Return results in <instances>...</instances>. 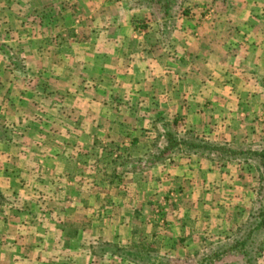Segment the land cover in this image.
<instances>
[{"label":"crops","instance_id":"crops-1","mask_svg":"<svg viewBox=\"0 0 264 264\" xmlns=\"http://www.w3.org/2000/svg\"><path fill=\"white\" fill-rule=\"evenodd\" d=\"M62 1L51 10L42 0H0V40L18 44L26 65L19 69L0 52V264H121L106 253L120 247L121 230L151 233L139 207L155 195L150 177L159 170L132 157L145 123L171 116L182 137L242 138L249 149L264 138V0H171L166 9ZM186 165L182 178L175 169L169 179L185 186L196 171ZM218 167L210 175L220 185L214 179L209 190L225 184ZM257 186L250 163L251 207ZM130 191L137 211L124 205ZM218 192L194 194L193 202ZM234 194L240 200L241 190ZM115 213L123 223L111 229ZM189 216L200 222L193 231L214 236L215 216Z\"/></svg>","mask_w":264,"mask_h":264},{"label":"rangeland","instance_id":"rangeland-1","mask_svg":"<svg viewBox=\"0 0 264 264\" xmlns=\"http://www.w3.org/2000/svg\"><path fill=\"white\" fill-rule=\"evenodd\" d=\"M42 1L43 3H47L48 9L51 10L53 9V3H55V1L56 3H59V1L63 3L62 0ZM147 1L148 0H135L134 4H141ZM75 2L79 4L78 8H80L79 0H76ZM84 16V13H81L78 20L80 21V19ZM81 31H84V27L79 29L80 33ZM2 40L4 42H2ZM6 41H8L6 40V36L1 38L0 52L4 55L6 60L12 59L15 66L22 69V66L25 67L26 65L22 60L20 49L17 48L18 44L16 43L17 45L15 46L9 45V43H5ZM163 117L165 120V115H163ZM145 119H147V117ZM172 120L173 118L170 116L167 121L165 120L166 122H154V125L153 123L148 125L146 123L143 124L142 127H140L142 133L140 135L137 133L136 136L137 144L135 147L139 148V152L138 154H135V152L132 155V157L137 156L136 159L139 160L137 163H141L140 161H142V164H149L147 169L155 168L159 170L157 173H152L150 177L156 181L157 190L155 191V195L152 194L148 200H146L147 203L144 204V207H139L140 203L134 202V191H130V193L127 194L129 195V199L126 201V204H124L127 206V210L129 212L134 210L137 211L138 207L143 214L147 211L149 216L144 220L142 218V223L147 222L145 225L149 224L148 226L151 233L147 227L145 228L142 226L139 228L136 227V230H138L136 234L137 236L126 234L124 233L126 229H122V233L117 235L120 247L116 248V250L115 248L114 250L111 248V251L106 253H108L112 258L115 257L114 259H117V262L119 261L121 264H250V244L248 245V256L239 255L236 253L237 251L226 255L222 254L223 250L227 249L230 245L234 244V242L238 241L239 238L242 237L243 233H240V231L238 232V229L241 226L244 227L245 223H250V163L244 161L242 157H233L227 152L222 154L216 150L210 151L208 148L202 149L200 151V155L186 154L184 153V147L182 146L166 149V135L171 134L179 141L192 140V142H195L196 144L209 145L211 147L222 146L231 150L232 148H247L246 145H250V140L249 143H246L242 138L230 141H227L226 139L222 140L220 138H209L205 140L198 139L199 137H197L194 139L195 135H189L193 137L191 139L189 137L185 138L182 137L184 136V133L181 123L174 124ZM262 126L263 125L259 126V128ZM10 128L16 129L17 126L11 125ZM242 131V129L241 131L234 129L232 132L236 135L246 134L245 131ZM260 135L262 136V134ZM17 136H19V133L15 134V137ZM47 141H50V139H47L45 142ZM113 146L115 147L116 145ZM15 147L18 149V146ZM21 152V157H23V150H21ZM112 162L113 161L110 163ZM183 163L187 164V167L193 166V168L196 169V171H190V177L184 179L186 180V182L184 181L185 186H183V183L180 180L173 181L172 179H169L172 175V170L175 169H179L178 175L180 178H182L185 173H188L187 170L182 173V167L180 164ZM236 164H240L239 168ZM209 165L213 168L209 169ZM217 165L220 166L218 167L217 176L218 172L222 170L220 175L225 181V184H221L223 185L222 188L219 187L220 180L216 177L213 178L210 175V172H212L214 167ZM202 176H206L207 179L203 180ZM237 177L240 178V180H238ZM253 178L255 177L253 176ZM214 179L218 180L217 184L219 183V185L217 188L209 190L206 184H212V182L215 181ZM240 181L241 184H243V182L248 183L247 185H238ZM238 188L241 190L240 200H238L239 197L234 196V192L238 194ZM44 189L49 192L50 186L48 185ZM124 189H126V187H124ZM110 190L113 195L117 197V199H115V203H118V188L112 187ZM214 190L217 192L219 190L220 191L217 193L216 198H214V196L212 197L214 198L212 201H209V198L206 202H193V200H195L194 194L203 198V195L209 191H212L214 194ZM152 196L153 198L150 200ZM131 198L133 199L131 200ZM15 206L16 208L18 207L16 202ZM202 212H205L207 215L215 216L218 219L216 223H210L211 226L216 224V229L213 233L214 236L207 237L202 235L198 231L199 228H196L195 231H193L195 224L198 223V220H193L189 215L191 213ZM128 216V224L129 222L132 224V216ZM187 216L190 218H186ZM239 216L243 218L239 219ZM173 218H175L174 224H172ZM122 223V219L118 218V214L115 213V219L111 220V225H113L111 229H115L117 227L114 225H121ZM201 223L202 225L204 223L206 224V221H202L201 219ZM183 229L187 231L185 232ZM190 230L193 232L191 235L189 234ZM148 231L149 233H147ZM202 232L205 233L206 229ZM147 235L148 238L146 237ZM103 246L104 245H102V247ZM105 246V249L109 248L108 244ZM214 252L222 254L219 260L208 261L205 259L207 256H212ZM108 254H106V256ZM251 259V264H253L254 261L258 263L262 262V260H264V249L257 252L255 251Z\"/></svg>","mask_w":264,"mask_h":264},{"label":"trees","instance_id":"trees-1","mask_svg":"<svg viewBox=\"0 0 264 264\" xmlns=\"http://www.w3.org/2000/svg\"><path fill=\"white\" fill-rule=\"evenodd\" d=\"M148 4L150 3H158L160 4L162 9H166L169 6L171 0H148ZM167 146L166 149H171L173 147L182 146L187 151L195 150L201 151L202 149H209L210 151H219L220 153H229L233 157L239 156L242 157L244 161L252 163L257 172H258V186L256 188L257 198L252 203L251 212L252 217L256 219L249 220L247 224L245 223L244 227H240L238 232L242 234V237L239 238L238 241L234 242V244L230 245L227 249L222 251V254H230L231 252H236L239 255L248 256V245L250 244V264L252 263V255L256 251L262 250V242H263V233L262 229L264 228V138L259 143L256 149H229L222 146L211 147L209 145H201L192 142V140H176L173 135L167 134ZM210 147V148H209ZM243 228V229H242ZM242 230V231H241ZM247 247V248H246ZM218 252H214L212 256H207L205 259L208 261L219 260L222 256ZM204 261V260H203ZM247 262V261H246Z\"/></svg>","mask_w":264,"mask_h":264}]
</instances>
